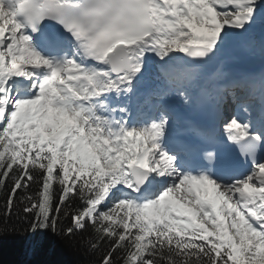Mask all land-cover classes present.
<instances>
[{
    "label": "snow or ice",
    "instance_id": "obj_1",
    "mask_svg": "<svg viewBox=\"0 0 264 264\" xmlns=\"http://www.w3.org/2000/svg\"><path fill=\"white\" fill-rule=\"evenodd\" d=\"M262 8L259 0H0L5 216L23 191L31 230L87 233L99 264H264V73L227 83L222 72L206 74L231 30L264 21ZM150 61L161 83L149 100L159 103L134 114ZM212 80L218 100L245 93L243 113L224 123L250 161L243 171L207 148L169 142L165 101L207 97Z\"/></svg>",
    "mask_w": 264,
    "mask_h": 264
},
{
    "label": "trees",
    "instance_id": "obj_2",
    "mask_svg": "<svg viewBox=\"0 0 264 264\" xmlns=\"http://www.w3.org/2000/svg\"><path fill=\"white\" fill-rule=\"evenodd\" d=\"M36 191V185L30 192ZM18 193L11 215L5 216L7 192L0 190V225L8 231L0 233V264H99L100 252L91 250L87 233L66 237L48 230H31L34 216L23 211ZM65 220L61 227H65Z\"/></svg>",
    "mask_w": 264,
    "mask_h": 264
},
{
    "label": "rangeland",
    "instance_id": "obj_3",
    "mask_svg": "<svg viewBox=\"0 0 264 264\" xmlns=\"http://www.w3.org/2000/svg\"><path fill=\"white\" fill-rule=\"evenodd\" d=\"M259 2H261L262 4H264V0H259ZM262 12H264V8L261 9ZM261 31L263 34V39H264V21H260L258 22L252 29H250L249 31ZM234 34H236L235 29H234ZM243 39L246 41V45L242 44ZM243 39H239L237 40L236 38H234V42H233V51L232 53L235 54H243V55H249L250 57H253L252 53H249L247 51V49H249L251 41L248 38H243ZM238 45H240L243 49V52H239V50L236 49V46L238 47ZM234 60V58L232 56H229L226 61H231ZM234 63V62H233ZM225 64L228 65V63L225 62ZM239 67H241V65H237Z\"/></svg>",
    "mask_w": 264,
    "mask_h": 264
},
{
    "label": "bare ground",
    "instance_id": "obj_4",
    "mask_svg": "<svg viewBox=\"0 0 264 264\" xmlns=\"http://www.w3.org/2000/svg\"><path fill=\"white\" fill-rule=\"evenodd\" d=\"M228 54L227 53H225V52H223L222 50H221V52L219 53V57H220V59L223 57L224 59L225 58H227L228 56H227ZM247 68H249V73L250 74H254V73H251V72H253V68L254 67H247ZM214 75V74H213ZM225 81V80H224ZM215 82H217V81H215ZM233 90H235V89H233ZM150 91V90H149ZM154 100V97H152V99H150V101H153ZM150 101H148V103L150 102Z\"/></svg>",
    "mask_w": 264,
    "mask_h": 264
},
{
    "label": "water",
    "instance_id": "obj_5",
    "mask_svg": "<svg viewBox=\"0 0 264 264\" xmlns=\"http://www.w3.org/2000/svg\"><path fill=\"white\" fill-rule=\"evenodd\" d=\"M217 63H218V61L217 60H215L214 62H212L209 66H208V68H211V67H214V66H216L217 65Z\"/></svg>",
    "mask_w": 264,
    "mask_h": 264
}]
</instances>
